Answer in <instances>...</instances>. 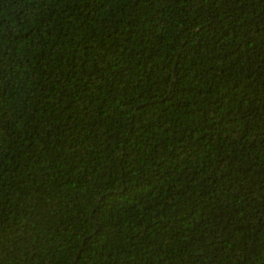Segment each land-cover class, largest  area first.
Wrapping results in <instances>:
<instances>
[{"label":"trees","instance_id":"16d2710c","mask_svg":"<svg viewBox=\"0 0 264 264\" xmlns=\"http://www.w3.org/2000/svg\"><path fill=\"white\" fill-rule=\"evenodd\" d=\"M0 264H264V0H0Z\"/></svg>","mask_w":264,"mask_h":264}]
</instances>
